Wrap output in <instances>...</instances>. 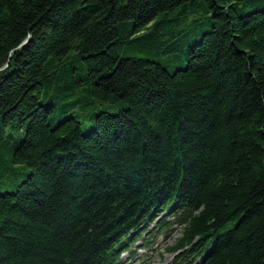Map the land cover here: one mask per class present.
I'll return each instance as SVG.
<instances>
[{"label":"trees","instance_id":"trees-1","mask_svg":"<svg viewBox=\"0 0 264 264\" xmlns=\"http://www.w3.org/2000/svg\"><path fill=\"white\" fill-rule=\"evenodd\" d=\"M8 59L0 264H125L166 210L174 264H264V0H0Z\"/></svg>","mask_w":264,"mask_h":264},{"label":"rangeland","instance_id":"rangeland-1","mask_svg":"<svg viewBox=\"0 0 264 264\" xmlns=\"http://www.w3.org/2000/svg\"><path fill=\"white\" fill-rule=\"evenodd\" d=\"M173 228H175L173 235L168 239L162 234L154 243L152 242L148 246H143L141 241L137 242L133 249H138V255L132 260V264H164V262L170 264L172 253L167 250V247L174 242V238L180 233L178 225H174ZM146 240L151 242L154 239L149 238Z\"/></svg>","mask_w":264,"mask_h":264},{"label":"water","instance_id":"water-1","mask_svg":"<svg viewBox=\"0 0 264 264\" xmlns=\"http://www.w3.org/2000/svg\"><path fill=\"white\" fill-rule=\"evenodd\" d=\"M25 42H26V39L20 44V46L23 45ZM13 51H14V50H12V51L10 52V55L13 53ZM10 55H9V57H10ZM8 61H9V59L7 60V62H6L4 65L0 66V70H1V69H4V68L7 66Z\"/></svg>","mask_w":264,"mask_h":264}]
</instances>
